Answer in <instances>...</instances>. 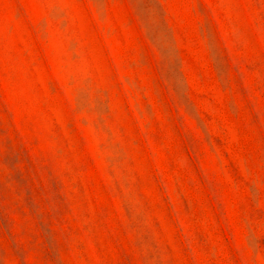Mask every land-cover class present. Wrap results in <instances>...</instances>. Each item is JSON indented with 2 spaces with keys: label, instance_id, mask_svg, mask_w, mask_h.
Returning a JSON list of instances; mask_svg holds the SVG:
<instances>
[{
  "label": "rangeland",
  "instance_id": "1",
  "mask_svg": "<svg viewBox=\"0 0 264 264\" xmlns=\"http://www.w3.org/2000/svg\"><path fill=\"white\" fill-rule=\"evenodd\" d=\"M0 264H264V0H0Z\"/></svg>",
  "mask_w": 264,
  "mask_h": 264
}]
</instances>
